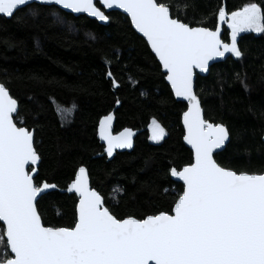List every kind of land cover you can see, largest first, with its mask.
Here are the masks:
<instances>
[{"label":"trees","instance_id":"obj_1","mask_svg":"<svg viewBox=\"0 0 264 264\" xmlns=\"http://www.w3.org/2000/svg\"><path fill=\"white\" fill-rule=\"evenodd\" d=\"M161 2L170 4L173 18L209 29L219 22L220 7L226 14L250 2L264 9V0ZM183 4L188 7H178ZM106 15L110 19L100 25L56 7L32 4L9 19L0 17V82L18 102L23 119L15 117L14 122L34 130L40 156L34 182L65 189L83 165L91 187L118 218L170 211L182 185L171 180L169 169L182 167L192 156L182 142L181 114L186 105L174 100L159 64L128 18L118 12ZM222 29V40L230 42L229 30L223 24ZM238 46L242 57L230 56L213 65L206 77L197 76L195 91L204 118L223 123L230 133L228 144L214 157L217 162L260 172L264 171V33H241ZM108 71L118 87L112 86ZM73 105L68 118L58 112L59 106ZM109 113L114 134L124 128L134 133L133 148L112 158L96 136L100 119ZM153 119L165 129L159 143L149 140ZM76 199L57 191L40 198L37 207L45 226L73 223Z\"/></svg>","mask_w":264,"mask_h":264},{"label":"snow or ice","instance_id":"obj_2","mask_svg":"<svg viewBox=\"0 0 264 264\" xmlns=\"http://www.w3.org/2000/svg\"><path fill=\"white\" fill-rule=\"evenodd\" d=\"M30 2L0 0V15L12 17ZM37 2L86 13L101 22L110 19L102 8L127 13L158 58L174 96L187 102L182 113L183 139L191 146L192 156L182 167L169 169L171 177L182 181V191L170 211L118 218L105 206L102 194L90 187L81 165L66 189L77 198L73 223L45 226L37 203L58 185L34 182L32 173L40 159L34 132L14 122V114L16 120L23 119L18 115V102L0 82V264H264V171L235 170L217 162L215 154L230 133L223 123L203 117L194 89L195 70L207 71L210 61L226 53L242 57L240 33H264L262 6L245 3L230 14L220 7L218 21L230 30V42H225L219 22L215 30L190 26L173 18L170 4L161 0H98L102 8L96 0ZM29 14L35 16L36 12ZM56 18L63 23L59 15ZM106 75L118 87L112 72ZM237 79L247 89L245 79L239 74ZM74 107L59 106L58 112L68 118ZM112 120L109 113L98 127L109 157L115 149L131 148L133 142L129 128L111 133ZM149 129L153 141L166 135L155 119ZM26 165L31 166L30 172Z\"/></svg>","mask_w":264,"mask_h":264},{"label":"water","instance_id":"obj_3","mask_svg":"<svg viewBox=\"0 0 264 264\" xmlns=\"http://www.w3.org/2000/svg\"><path fill=\"white\" fill-rule=\"evenodd\" d=\"M96 2H97V4H98L97 6L102 8V6L99 5L98 0H96ZM32 4H36V5H40V6H46V7H56V8H58L59 10L65 12V13H67V14H71V15L74 16V17L84 16V17H87V18H89V19H91V20H96L94 17H90V16H88L86 13H72L70 10L62 9V8H60L59 6L40 4V3L37 2V0H32V2H30L28 5H26V6H21V7H19L17 10L22 9V8H25V7H27V6H29V5H32ZM17 10H16V11H17ZM102 10L105 11L106 14H108V13H110V12H118V13L122 14L123 16H125L126 18H128L132 30H133V31H134V32H135L140 38H142V39L145 41V43L147 44V46H148V48H149L151 54L154 56V58L156 59L157 63L159 64L160 69H161V73L165 76L166 73L164 72L163 68L161 67L158 58H157V57L155 56V54L151 51V48H150V46L148 45L146 38L143 37V35H142L141 33L137 32L136 29L132 26V24H131V19H130V17L127 16V13L123 12L122 9H115V8H114V9H103V8H102ZM16 11H15V12H16ZM0 17H4V16L0 15ZM4 18L9 19L10 17H4ZM96 21H97L100 25H106L107 22H108V21L101 22V21H98V20H96ZM211 30H215V29H211ZM222 35H223V29H222V25H221V39H222ZM230 56H232L230 53H226L224 57H222V58H217V59H214L213 61H210V62H209V68H208V70L205 71V72H200L198 69L195 70V72H194V89H195V80H196V77H197V76H199V77H206V76L209 74V70H210V68H211L213 65L225 61V60H226L228 57H230ZM164 80H165V79H164ZM165 82H166V84L168 85V87H169V89H170V91H171V93H172V96H173L174 100H175L176 102L184 103V104L186 105V109H187V102H186V101H183L182 98H177V97H175L174 94H173V92H172V89H171L170 84H169L166 80H165ZM186 109H185V110H186ZM16 115H17V114H14V118L16 117ZM202 115H203V110H202ZM203 117H204V115H203ZM181 126H182V129H183V136H184V127H183V121H182V114H181ZM98 127H99V123H98L97 130H96V136H97V139H98L99 143L103 146V151H104V148H105L106 145H105V143L99 138ZM31 131L34 132L33 129H32ZM110 131H111V133H112L113 135H116V134L113 133L112 126H111ZM117 134H118V133H117ZM229 139H230V137H229ZM229 139L225 142V145L222 146V148H221L220 150H217L216 154H218V153H220V152H222V151L224 150V148L226 147V145H227L228 142H229ZM182 142H183V144H184V145H185V146L191 151V153H192L191 146H190L189 144H187V143L184 141L183 138H182ZM262 142L264 143V136L262 137ZM133 143H134V133H133L132 147H131V148H124V149H115L114 152H113V155H114L116 152H126V151H130V150L133 148ZM104 153L107 155V153H106L105 151H104ZM216 154H215V155H216ZM113 155H112V156H113ZM107 156H108V155H107ZM112 156H111V157L108 156V157H109V158H112ZM39 163H40V159L38 160L37 165H36V167H37V171H36L35 173H32L34 179L36 178V176H37V174H38ZM25 170L28 171V172H30V171H31V166H30V165H26V166H25ZM86 171H87V170H86ZM87 174H88V172H87ZM74 177H75V175H74ZM74 177H73V179H74ZM88 177H89V175H88ZM170 178H171V180H173L174 182L180 183V184L182 185V181H178L176 178L171 177V176H170ZM89 184H90V179H89ZM90 187H91V184H90ZM66 189H67V187H66L65 189L57 188V189H55V190H49V193H50V192H53V191H57V192L62 193V194L75 195V193H68ZM0 224L2 225V222H0ZM4 239H5V241H6V238H4ZM9 251H10V250H9Z\"/></svg>","mask_w":264,"mask_h":264},{"label":"rangeland","instance_id":"obj_4","mask_svg":"<svg viewBox=\"0 0 264 264\" xmlns=\"http://www.w3.org/2000/svg\"><path fill=\"white\" fill-rule=\"evenodd\" d=\"M220 24L222 25H225V27L227 28V24L226 23H223V22H220ZM228 29V28H227ZM229 30V29H228ZM246 32H250V31H246ZM229 33H230V30H229ZM242 33H244V32H242ZM241 34V33H240ZM151 132V131H150ZM151 134L152 133H150V136H151ZM150 140V142H152V143H159L161 140H159V141H153V140H151V139H149ZM4 241H5V239H4ZM4 244L6 245V241L4 242Z\"/></svg>","mask_w":264,"mask_h":264}]
</instances>
